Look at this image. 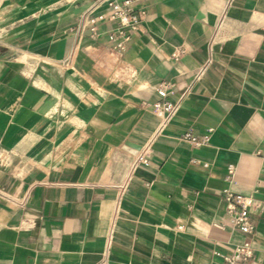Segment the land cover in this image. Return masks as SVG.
<instances>
[{
    "label": "crops",
    "instance_id": "obj_1",
    "mask_svg": "<svg viewBox=\"0 0 264 264\" xmlns=\"http://www.w3.org/2000/svg\"><path fill=\"white\" fill-rule=\"evenodd\" d=\"M89 3L0 0V264H223L246 240L264 264V0H139L122 52L115 22L88 32ZM164 80L191 92L136 164ZM230 193L252 198V234Z\"/></svg>",
    "mask_w": 264,
    "mask_h": 264
},
{
    "label": "built area",
    "instance_id": "obj_2",
    "mask_svg": "<svg viewBox=\"0 0 264 264\" xmlns=\"http://www.w3.org/2000/svg\"><path fill=\"white\" fill-rule=\"evenodd\" d=\"M139 0H90L89 7L85 12V20L88 21V32L97 36V23L101 21H113L116 23V28L108 33L109 41L118 51H125L129 45L132 34L139 28L145 10L138 7ZM82 28V25L78 28ZM186 53L183 46H178L171 54L172 59L179 60ZM210 63V60L208 61ZM207 63V64H208ZM206 67V66H205ZM205 67L199 69L194 80H198L203 74ZM192 84L185 87L181 93L176 96L177 88L171 81L164 80L157 87L159 99L152 105V111L158 118L157 126L144 143L141 150L137 154L135 163L148 165L154 153V142L164 135L168 126L176 117L179 109L183 105L184 100L191 92ZM209 133L196 136L191 132H185L180 139L195 145H206L209 142ZM202 166L207 168L209 163H202ZM227 178L231 179L234 175V166L229 165L227 169ZM125 188L120 192L119 198L123 196ZM0 199L7 202L15 203V200L7 193L4 187H0ZM227 207L226 215L229 222L239 231L246 235H250L255 231V224L251 219L250 207L252 206V198L242 194H227L225 197ZM115 215L114 220L116 219ZM112 241L108 237L104 256L107 257L111 249ZM215 257L219 258L223 264H248L254 257V249L249 240L235 245L229 253L214 251Z\"/></svg>",
    "mask_w": 264,
    "mask_h": 264
},
{
    "label": "water",
    "instance_id": "obj_3",
    "mask_svg": "<svg viewBox=\"0 0 264 264\" xmlns=\"http://www.w3.org/2000/svg\"><path fill=\"white\" fill-rule=\"evenodd\" d=\"M126 145H127V146H130V147H132V148H134V149H131L132 152H133L134 154H138V150H140V148H141V145H137V144L132 143V142H130V141H128V142L126 143Z\"/></svg>",
    "mask_w": 264,
    "mask_h": 264
}]
</instances>
